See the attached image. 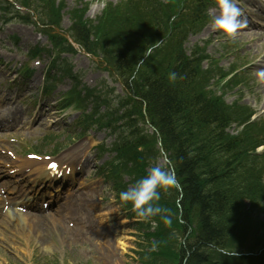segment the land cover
Segmentation results:
<instances>
[{"label": "trees", "instance_id": "trees-1", "mask_svg": "<svg viewBox=\"0 0 264 264\" xmlns=\"http://www.w3.org/2000/svg\"><path fill=\"white\" fill-rule=\"evenodd\" d=\"M75 32L86 46L100 44L132 87L138 104H145L180 183L181 191L173 188L172 199L160 202L174 216L170 224L158 228V251H150L143 264H264V253L257 257L220 253L231 249L238 236H246L264 190L255 172L260 157L249 152L244 137L225 132L229 116L222 102L197 90V63L179 55L173 66L149 59L136 68L138 56L125 36L109 34L101 43L90 42L83 26ZM247 159L249 177L240 179ZM245 199L251 201L250 207ZM172 229L186 234L185 244L177 250L171 245Z\"/></svg>", "mask_w": 264, "mask_h": 264}, {"label": "rangeland", "instance_id": "rangeland-1", "mask_svg": "<svg viewBox=\"0 0 264 264\" xmlns=\"http://www.w3.org/2000/svg\"><path fill=\"white\" fill-rule=\"evenodd\" d=\"M66 19H63L61 22V27H66ZM13 31L18 37V46L21 51H26L29 47H32L35 44L45 43V36H41L38 33V30L33 29L32 25L21 24L17 22H10L7 26L3 27V32L0 33V42L3 43L0 47L3 49V55L7 51V54L13 56L18 53L13 45H11L7 39ZM240 31L236 34L234 38H228L222 34L212 33L210 27V22L205 26L198 36L191 35L189 41L187 42V48H190L193 43L197 42L202 45L206 44L204 51L209 55L220 61V64L223 66H228L230 63L242 62L245 59H249L252 55L256 54L263 44L262 39L252 40L254 33L252 34H241ZM36 38V40H32ZM67 57L69 62L72 64L75 72L79 73L83 83L86 86H93L98 84H107L109 87H115L116 84L108 77L107 73L100 67L97 59H94L90 56H87L82 51H77L75 54ZM1 58V56H0ZM3 59V57H2ZM4 60H7L10 64L12 61H9L6 57ZM46 58L44 59V62ZM250 63V62H249ZM250 66V65H249ZM247 66L246 68H248ZM250 66L251 71H247V80L248 86H244L243 83H240L228 93L225 94V98L230 102L234 98L240 97V101L243 103H251L252 106L257 105L262 108L264 105V77H260L259 73L263 71V67ZM246 69V70H249ZM12 73V71H10ZM3 81V80H2ZM1 81V82H2ZM72 84L70 79H64L58 83L55 93L57 91H64ZM16 83H12L13 88L16 87ZM27 89H24L26 91ZM16 91V90H14ZM12 99H16L12 97ZM52 95L46 98H42L43 102L54 101ZM19 104H17L18 106ZM256 107V106H254ZM63 118L66 121L70 120V112L67 110L61 114H55L52 117H46L43 128L41 129V135L46 131L47 123H50L51 127L48 129H53L58 131L59 127L63 124ZM54 120V123L51 122ZM236 129H232L235 131ZM39 135V134H38ZM40 135V136H41ZM37 134H31L30 139L32 144L39 142L37 140ZM95 139H99L98 136H95ZM81 140L76 141L71 146L64 147L61 151L55 154L57 160L64 162L68 159L70 155V149L74 146H78ZM0 147H8L7 137L4 140H0ZM96 142L93 141L91 144L89 141L85 146L82 147L84 150L88 151L93 155L95 150ZM21 145H19L20 147ZM31 146V145H29ZM18 147V146H17ZM49 147H44V150H48ZM71 185L70 188H76L73 190V193L69 196L70 200L65 206L64 221H58L54 229L57 230V236L60 237L63 242L59 243L57 240L56 234H53L52 239L47 238L46 236L35 238L31 236L26 242L23 239H17L12 235V233L6 232V226L10 224V221H7L3 217H0V262L2 264H11V263H22V264H58L57 261L66 258L67 264H135L136 263V254L133 252L134 249H137V238L135 236V230L131 223L128 220L121 218L119 203L112 197H110L109 191L106 190L105 185H103L101 178L97 175L91 174L88 171H84L81 174H78L70 179ZM47 184V183H46ZM48 185V184H47ZM69 188V189H70ZM67 192L66 190L63 194ZM62 198L59 200L61 201ZM71 204H73L74 209L70 210ZM117 215L118 220L125 224L126 233L128 239V246L121 248V246L113 245V252L110 255L105 249L104 245L100 244V241L103 236L98 235L99 239L96 238V233L105 232L104 226L108 224H114L111 221L112 215ZM104 217V219H102ZM46 218V217H45ZM44 218V219H45ZM261 220H264V214L261 215ZM36 222L37 229L45 231V220ZM10 227L17 228L19 231L24 232L22 224L19 221H14L10 224ZM2 234H4L5 242L3 243ZM16 239L22 247H13V240ZM106 240V239H104ZM55 243L59 248H52L51 250L46 248V244ZM105 242V241H104ZM17 248V250H16ZM47 257H50L51 260H46Z\"/></svg>", "mask_w": 264, "mask_h": 264}, {"label": "clouds", "instance_id": "clouds-1", "mask_svg": "<svg viewBox=\"0 0 264 264\" xmlns=\"http://www.w3.org/2000/svg\"><path fill=\"white\" fill-rule=\"evenodd\" d=\"M247 21L243 19V11L235 0H216L215 13L213 14L210 27L214 32L228 38H234L236 34L246 26ZM152 47L145 51V57L151 55ZM143 63V59L139 64ZM264 77V71L259 73ZM178 185L175 171L166 169L159 165L152 166L146 175L138 179L130 188L119 193V199L130 204L135 214L148 220L161 213L168 212V209L159 204L161 191L168 192ZM165 223L170 224L168 216L162 217Z\"/></svg>", "mask_w": 264, "mask_h": 264}, {"label": "bare ground", "instance_id": "bare-ground-1", "mask_svg": "<svg viewBox=\"0 0 264 264\" xmlns=\"http://www.w3.org/2000/svg\"><path fill=\"white\" fill-rule=\"evenodd\" d=\"M11 113V118H12V121L13 120H16L17 119V113H16V111L15 110H13L12 112H10ZM106 245V247H109V248H111L112 249V244H110L109 242L108 243H106L105 244ZM0 264H2L1 262H0Z\"/></svg>", "mask_w": 264, "mask_h": 264}]
</instances>
